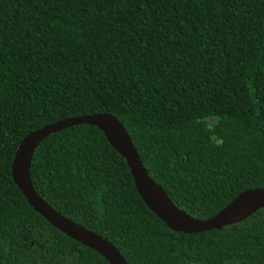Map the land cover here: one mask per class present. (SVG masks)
<instances>
[{
  "label": "trees",
  "instance_id": "1",
  "mask_svg": "<svg viewBox=\"0 0 264 264\" xmlns=\"http://www.w3.org/2000/svg\"><path fill=\"white\" fill-rule=\"evenodd\" d=\"M105 113L198 220L264 188V0H0V264H109L38 214L12 174L30 133ZM31 176L129 264H264V208L221 230L173 231L97 127L50 136Z\"/></svg>",
  "mask_w": 264,
  "mask_h": 264
},
{
  "label": "water",
  "instance_id": "2",
  "mask_svg": "<svg viewBox=\"0 0 264 264\" xmlns=\"http://www.w3.org/2000/svg\"><path fill=\"white\" fill-rule=\"evenodd\" d=\"M88 124L103 132L110 144L123 156L131 170L136 188L146 206L170 229L200 234L239 223L264 208V188L246 190L222 211L207 220H198L176 205L167 191L149 174L136 145L123 123L112 114H93L69 118L30 133L20 143L12 166L13 179L29 205L63 234L98 252L109 264H129L122 252L108 239L65 217L36 191L31 168L37 148L53 134Z\"/></svg>",
  "mask_w": 264,
  "mask_h": 264
},
{
  "label": "clouds",
  "instance_id": "3",
  "mask_svg": "<svg viewBox=\"0 0 264 264\" xmlns=\"http://www.w3.org/2000/svg\"><path fill=\"white\" fill-rule=\"evenodd\" d=\"M218 126V125H217ZM215 147H222V138H218L214 141Z\"/></svg>",
  "mask_w": 264,
  "mask_h": 264
}]
</instances>
